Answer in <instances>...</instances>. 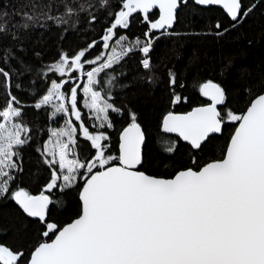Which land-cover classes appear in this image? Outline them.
<instances>
[{
    "label": "snow or ice",
    "instance_id": "snow-or-ice-1",
    "mask_svg": "<svg viewBox=\"0 0 264 264\" xmlns=\"http://www.w3.org/2000/svg\"><path fill=\"white\" fill-rule=\"evenodd\" d=\"M194 2L222 5L233 21L246 15L242 0ZM181 3L187 0L122 2L123 10L102 36L103 48L109 49L110 42L127 40L117 30L127 29L136 12L143 14L152 30L171 28ZM156 8L159 19L149 21V12ZM95 19L92 17L93 22ZM146 35V41L136 39L134 45L120 51L110 48L112 55L99 58L106 62L92 70L85 71L86 65L97 64L98 60L90 59L86 50L72 57L65 54L53 65L52 70L61 77L72 72L86 77L84 107L99 121L94 127L112 128L110 114L122 113L107 93L97 90L101 73L135 50L143 53L142 66L149 69L152 37ZM0 75L6 81L10 79L3 68ZM66 84L68 80L51 82L50 90L34 105L35 109L52 106L54 117H68L64 128L52 131L56 139L46 146V154L51 157L47 160L52 169L50 182L40 195L22 188L11 194L28 217L44 224L42 235L51 234L54 239L39 243L28 256L0 245V264H264V94L256 97L245 113L227 110L222 115L217 106L226 102L224 88L211 81L203 83L199 91L211 101L210 106L182 115L169 112L162 122L163 131L178 134L199 153L211 146L227 123L238 126L223 159L200 165L193 158L194 167L180 171L173 179H162L138 170L143 162L145 133L135 113H130L131 124L120 136L119 155H112L106 143L110 137L105 132L93 134L85 126L86 118L79 107L80 85L66 89ZM169 84H177L174 73L169 74ZM173 99L176 104L182 101L178 94ZM24 116L21 102L10 94L8 102L0 107V198L9 195L10 182L15 179L12 171L19 170L18 149L28 142L31 129L24 125ZM78 129L95 150L91 155L85 152L83 161L69 159L70 149L75 156ZM79 181L83 183L77 189L81 202L78 217L67 226L50 222L49 206L54 201L44 193L75 188Z\"/></svg>",
    "mask_w": 264,
    "mask_h": 264
},
{
    "label": "trees",
    "instance_id": "trees-1",
    "mask_svg": "<svg viewBox=\"0 0 264 264\" xmlns=\"http://www.w3.org/2000/svg\"><path fill=\"white\" fill-rule=\"evenodd\" d=\"M122 2L126 0H0V68L10 76L6 81L0 75V107L8 102L10 94L16 96L25 112L23 123L31 129L28 142L18 149L19 170L12 171L15 179L10 182L9 195L0 198V245L19 249L28 256L39 243L54 239L51 234L42 235L44 224L26 216L11 194L22 188L40 195L50 182L52 169L45 163L50 158L46 146L56 139L52 131L64 128L68 117H54L52 106L35 109L34 105L50 90L51 82L64 80L52 68L65 54L72 57L86 50L90 59L98 60L97 64L86 65L88 71L106 62L99 58L111 56L110 48L118 44L126 48L136 39L144 42L149 38L146 34L151 35L149 69L142 66L143 53L135 50L99 77L97 90L107 93L109 101L122 109L121 114H110L112 128L94 127L99 121L84 107L87 98L82 85L78 97L85 126L93 134L105 132L110 137L106 143L112 155H119L120 135L131 124L130 113H135L146 135L140 171L153 177L172 178L194 167L193 158L200 165L224 158L237 124L227 123L211 146L199 153L162 130L169 112L185 114L209 104L199 91L203 83L211 81L224 88L226 102L219 108L222 115L227 110L243 114L256 97L264 94V0H242L246 15L237 23L222 9L202 8L194 0H187L181 4L175 28L165 33L152 30L136 12L127 29L117 30L127 40L113 41L105 49L102 36L114 23V16L123 10ZM158 16L155 11L148 20L155 22ZM92 17L96 18L94 22ZM170 73L176 75L175 87L169 84ZM76 77L65 76L69 78L66 89L77 84L71 81ZM174 94L182 97L181 103H174ZM73 123L80 122L73 119ZM76 139L75 156L70 149L69 158L83 161L85 152L91 155L95 150L89 147L82 130L78 129ZM82 183L63 192L53 189L44 193L54 201L49 209L50 222L65 226L78 217L81 202L77 189Z\"/></svg>",
    "mask_w": 264,
    "mask_h": 264
},
{
    "label": "water",
    "instance_id": "water-1",
    "mask_svg": "<svg viewBox=\"0 0 264 264\" xmlns=\"http://www.w3.org/2000/svg\"><path fill=\"white\" fill-rule=\"evenodd\" d=\"M182 4V3H181ZM181 4L179 5V7L177 8V11H176V19H175V22H174V24H173V26L171 27V28H165V29H162V30H156L157 32H159V33H165V32H170V31H172L174 28H175V25H176V23H177V17H178V12H179V10H180V8H181ZM196 4V3H195ZM197 6H199V7H202V8H209V7H216V8H219V9H222L224 12H225V14L230 18V16H229V14L227 13V10L226 9H224L223 8V6L222 5H199V4H196ZM155 11H158V13H159V16H160V12H159V9L158 8H156V9H153V10H151L150 12H149V14H148V16L149 15H151L152 13H154ZM137 13H140V12H137ZM141 15H142V17L144 18V16H143V14L142 13H140ZM159 16H158V19H159ZM157 19V20H158ZM231 19V18H230ZM240 19L241 18H239V20L238 21H233L232 19H231V21L232 22H234V23H237V22H239L240 21ZM202 94V93H201ZM202 96H203V94H202ZM208 102H209V104H207V105H205V106H199V107H207V106H210V104H211V101L207 98V97H205V96H203ZM218 107V109L221 107V105H218L217 106ZM197 108V107H196ZM195 109V108H194ZM193 109V110H194ZM192 110V111H193ZM191 112V111H190ZM246 112V111H245ZM185 114H187V113H185ZM179 115H182V114H179ZM238 126V125H237ZM236 126V127H237ZM162 129H163V126H162ZM164 132V131H163ZM165 134H168V135H174V136H177V137H179V135L178 134H176V133H166V132H164ZM122 134V133H121ZM216 135H220V134H216ZM121 136V135H120ZM184 143H186V144H188V142H186V141H184L181 137H179ZM145 144H146V135H145V141H144V144H143V146H142V156H143V147L145 146ZM189 145V144H188ZM229 145V144H228ZM141 166H142V164L139 166V169L138 170H140V168H141ZM179 173V172H178ZM178 173H176L175 175H177ZM146 174V173H145ZM148 175V174H147ZM175 175L172 177V178H162V179H173L174 177H175ZM150 176V175H149ZM153 177V176H152ZM156 178H158V177H156ZM14 202H15V200H14ZM16 203V202H15ZM16 205L20 208V206L16 203ZM49 208H50V206H49ZM21 209V208H20ZM22 210V209H21ZM23 211V210H22ZM26 214V213H25ZM26 216H27V214H26ZM29 218H31V219H34V220H38V219H36V218H33V217H29ZM73 222V221H72ZM71 223V222H70ZM68 225V224H67ZM67 225H65V226H67ZM51 242V241H50Z\"/></svg>",
    "mask_w": 264,
    "mask_h": 264
},
{
    "label": "rangeland",
    "instance_id": "rangeland-1",
    "mask_svg": "<svg viewBox=\"0 0 264 264\" xmlns=\"http://www.w3.org/2000/svg\"><path fill=\"white\" fill-rule=\"evenodd\" d=\"M110 43H111V42H110ZM121 47H123V46L120 45V44H118V45L116 46L115 49H116L117 51H120ZM85 68H86V67H85ZM72 74H76V75H77L76 78H74V79L71 80L72 83H77V84H79V85H82V87L87 86V83H86V77L83 76V75H81V74L78 73V72H72V73H70V74H68V75H65V76L70 77ZM65 76H64V80H63L62 82H60V83H63L65 80H69V78H65ZM77 79H78V80H77ZM84 81H85V82H84ZM72 119H74V117H73ZM49 159H51V157H50V158H46V161H45L46 164H48V163H47V160H49ZM57 159H58V156H57ZM69 159H71V158H69ZM14 170H15V169H14ZM14 170H13V171H14ZM58 171H61V170H58Z\"/></svg>",
    "mask_w": 264,
    "mask_h": 264
},
{
    "label": "bare ground",
    "instance_id": "bare-ground-1",
    "mask_svg": "<svg viewBox=\"0 0 264 264\" xmlns=\"http://www.w3.org/2000/svg\"><path fill=\"white\" fill-rule=\"evenodd\" d=\"M163 130V129H162ZM168 135V134H167ZM170 136H174V135H170ZM177 137V136H176ZM50 209V208H49ZM50 242V241H49Z\"/></svg>",
    "mask_w": 264,
    "mask_h": 264
}]
</instances>
